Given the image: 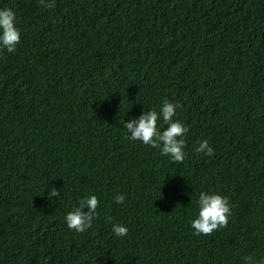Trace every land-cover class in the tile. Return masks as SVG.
Masks as SVG:
<instances>
[{"label": "trees", "instance_id": "16d2710c", "mask_svg": "<svg viewBox=\"0 0 264 264\" xmlns=\"http://www.w3.org/2000/svg\"><path fill=\"white\" fill-rule=\"evenodd\" d=\"M55 4L0 0L21 32L0 50V264L264 258V0ZM165 100L190 129L183 163L124 127ZM201 192L232 206L212 235L191 227ZM89 195L98 215L77 233L65 216Z\"/></svg>", "mask_w": 264, "mask_h": 264}, {"label": "clouds", "instance_id": "9594fccd", "mask_svg": "<svg viewBox=\"0 0 264 264\" xmlns=\"http://www.w3.org/2000/svg\"><path fill=\"white\" fill-rule=\"evenodd\" d=\"M40 5L47 9L56 7L55 0H39ZM21 40V32L17 27L16 13L11 9H0V50L6 49L9 53L16 51ZM182 107L178 102L165 100L160 111L150 110L142 114L138 119L124 122V127L129 133V139L141 141L143 144L159 149L161 155L171 158L174 163H183L187 157L184 137L189 128L179 120L174 119L177 109ZM163 119L167 127L161 131L158 121ZM197 154L214 156V149L208 140L198 142L195 148ZM61 193L54 187L49 192V197H60ZM126 196L117 194L115 203L124 204ZM100 201L96 195H89L78 202L65 216L67 227L77 233H84L93 226L97 218V209ZM198 216L191 223L194 234L199 236L212 235L221 228H226L231 216V204L227 197L220 194L201 192L198 200ZM87 209V211H85ZM112 231L117 237L128 235L129 229L121 224H115ZM244 264H264V258L256 259L254 256H246Z\"/></svg>", "mask_w": 264, "mask_h": 264}]
</instances>
